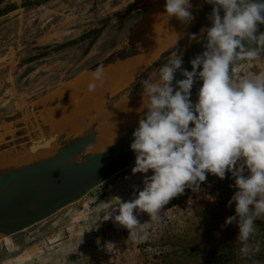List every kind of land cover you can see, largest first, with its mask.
I'll return each instance as SVG.
<instances>
[{"label": "rangeland", "instance_id": "obj_1", "mask_svg": "<svg viewBox=\"0 0 264 264\" xmlns=\"http://www.w3.org/2000/svg\"><path fill=\"white\" fill-rule=\"evenodd\" d=\"M29 1L30 4L22 5L24 0H0V9L11 5L16 7L0 15V70H3L0 75V120L15 112L24 113L27 106L57 92L60 87L71 83L75 76L120 47L130 39L153 5L152 0ZM141 5L144 7L140 11L128 13ZM94 30L99 32L91 46L88 44L93 33L79 41L80 37ZM259 32H264V26ZM167 59L160 60L130 84L112 91L110 95L108 88H103L100 92L102 113L85 111L82 117L86 126L79 127V130L76 127V130L72 129L74 132H69L59 145L55 141L53 151L84 128L97 124L107 112L112 113L119 102L143 91L141 81L155 80L159 68ZM248 71L249 74L264 72V59L256 62ZM136 84L138 86L134 88ZM75 97L71 101L74 102ZM55 108L36 115L22 114L20 120L4 125L0 131V143L19 130L14 126L23 123L25 129L29 130L32 121L39 123L48 118L47 112ZM66 127L53 132L60 133ZM91 150L88 152L95 151ZM133 166L89 192L87 195L96 192L92 204L85 206L84 197L61 210H71L82 216V219L70 221L78 223V227L86 216H90L87 231L79 227L70 236L55 241L45 239L42 246L36 244L33 248L26 247L24 238L14 244L11 236L0 237V264H264V249L251 259L225 258L223 255L225 250L237 252L238 247L237 225L225 224L227 217L235 215V203L228 204L237 191L235 187H230L234 185L230 173L226 174L225 179L209 173L199 191L186 188L182 194L171 199L161 210L160 220L151 222L150 238L146 242L136 244L129 241L127 229L111 219L100 220L97 227H92L97 209L106 202L114 201L115 197L128 201L142 190L143 177L152 172L133 174ZM92 206H95L93 210L90 208ZM136 214L141 222L149 220L147 213ZM48 219L34 226L46 224ZM255 223L264 231V221L257 220ZM28 230L18 234H26ZM106 234L119 237L122 244L115 262H111L103 247ZM258 239H264V233ZM63 243H69V246L59 253L57 250Z\"/></svg>", "mask_w": 264, "mask_h": 264}, {"label": "clouds", "instance_id": "obj_2", "mask_svg": "<svg viewBox=\"0 0 264 264\" xmlns=\"http://www.w3.org/2000/svg\"><path fill=\"white\" fill-rule=\"evenodd\" d=\"M205 2L212 5L211 27L203 30L204 50L189 61L191 71L182 67L179 51L170 50L176 49L177 36L157 78L141 81L147 112L132 133L131 172L152 174L143 177L135 198L115 197L98 208L92 227L111 219L127 229L129 241L146 242L151 222L160 220L171 199L186 188L199 191L209 173L220 179L230 173V187L237 191L228 204L235 203V215L225 224L237 225V254L251 259L264 249V239H258L264 231L255 223L264 221V72L248 71L264 59V32L258 31L264 24V0ZM192 7L190 0H166L164 10L168 18L189 24ZM177 72L184 78L176 80ZM102 76L99 65L94 79ZM197 80L202 84L193 103L191 89ZM88 87L94 91L96 85ZM139 212L147 213L149 220L141 222ZM105 249L118 251L114 242H107Z\"/></svg>", "mask_w": 264, "mask_h": 264}, {"label": "water", "instance_id": "obj_3", "mask_svg": "<svg viewBox=\"0 0 264 264\" xmlns=\"http://www.w3.org/2000/svg\"><path fill=\"white\" fill-rule=\"evenodd\" d=\"M200 4L195 13L193 24L189 26L186 33L179 37L176 49L170 50L179 51L186 47L191 38L197 35L200 30L203 31L211 27V20L208 17L211 14L212 5L206 3L205 0H202ZM143 7L144 5H141L129 10L128 13L140 11ZM150 12L138 23L130 39L120 47L100 62L75 76L71 83L60 87L57 92L44 96L36 103L27 106L24 113L15 112L0 120V131L2 127H5L4 125L20 120L22 114L36 115L46 109L67 103L76 95L79 97L89 96L92 92L89 91V87L75 89L77 88L76 81L81 74L94 73L99 65H103V70L114 69L129 59L146 53L149 50V40L144 35L136 37L135 33ZM222 15L223 11L221 10ZM263 26L264 24L258 25V31ZM205 37L206 31H203L198 42L182 55L184 69L191 71L189 61L204 50ZM170 47L162 50L158 57L132 81L137 79L141 73L155 66L160 60L168 57L167 51ZM2 74L3 70H0V75ZM183 78L179 72L176 73V80ZM201 84L202 81L197 80L191 89L190 99L193 103L197 100V92ZM108 91V95H110L115 89L108 87ZM85 111L87 109L82 108L81 114L83 115ZM144 117L145 115L139 117V120ZM55 119L51 116L40 120L39 123L32 121L29 130L25 129L23 123L14 126L19 130L4 138L0 143V151L26 148L39 142L53 144L56 141V144L59 145L69 132L74 131L67 126L65 131L54 133ZM138 121L102 151L95 150L93 145L99 134V125L104 122V119L76 133L75 137L58 147L46 158L36 159L22 166L0 169V237H10L50 218L134 165L135 153L130 149V143L134 139L132 133L138 127ZM91 149L95 151L88 152Z\"/></svg>", "mask_w": 264, "mask_h": 264}, {"label": "bare ground", "instance_id": "obj_4", "mask_svg": "<svg viewBox=\"0 0 264 264\" xmlns=\"http://www.w3.org/2000/svg\"><path fill=\"white\" fill-rule=\"evenodd\" d=\"M160 1H161V4H160L161 7L159 10L161 11L162 15L159 14L160 12L157 13L154 16V18L156 17L155 20L150 21V22H152V24H154L156 27H160V26L163 27L162 31L159 34H156L153 36L149 35V34L146 35L144 32L141 31V30H143V29H140L142 26L141 25L135 33L136 37H141L142 35L147 37V39L149 40V50L146 53H144L143 55H149V56L154 55L153 59H151L148 62V64L146 65L145 64L146 63L145 62L146 57H143L141 59L136 60L130 67H128L127 70H125V72L112 71L111 73L103 74L101 80L82 79L81 81H79V83L86 84L87 82H90V83L91 82H97V83H101V85L104 86V85H109L111 83L118 82V84L123 85L126 82L133 80L145 68V66H148L151 62H153L158 57L159 53L162 50L172 46V44L177 39V36L180 37L184 33H186V31L188 30L189 27L187 28V30L185 29V32L181 33V29H182L184 24L181 23L176 18L175 19L173 17L168 18L167 14L165 13V10H164V5H165L166 0H160ZM156 12H157V10H156ZM193 22H194V20L189 23V26H191L193 24ZM144 24H143V26H144ZM202 32L203 31L200 30L197 33V35H195V39L191 38L188 45L186 47L180 49L179 53L181 55H184L185 52H187L190 48H192L198 42ZM134 58L129 59L128 61H126L125 63L119 65L118 67H116L114 69L103 70V72H108V70H116V69L120 70L121 67H124L128 63L132 62L134 60ZM92 74H94V73H87V74H83L80 76H86V75H92ZM146 103H147V97L143 96V91L138 92L135 95V97H131L128 100H123L122 102H119V104L116 106L115 110L112 111V113L110 112L111 114L108 112V114H110V115L107 114L108 116L107 115L104 116V118H103L104 122H102L99 125L100 126L99 134H98L96 142L93 145V148L95 150H98V151L101 150L102 151V150L106 149L108 146H110L119 136H121L132 125H134L139 120V117L146 114L147 109H146V107H144ZM68 111H69V109L64 110L62 115L64 116L66 113H68ZM57 112H58V109H57ZM101 113H102V110H101V106H100L99 112L97 114H101ZM67 115L68 114H66V116ZM69 127L71 128V130L72 129L76 130L75 127L79 130V127H81V126H69ZM39 143H41V142H39ZM49 143L50 142H47L48 145H40L39 147L36 146L37 148L36 147H28L31 150L29 152L25 151L27 149H25L22 152L20 150L21 148L17 149L19 151H16V150L0 151V169H7V168H11V167H16V166H22V165H26L28 163L35 161L36 159L32 160L31 162H27V163H19L20 160L25 159V157H27V156L37 157V155H39L40 153L45 152L46 149L48 151L49 147L52 148V144L51 143L49 144ZM34 144H38V143H34ZM90 151H92V150H90ZM52 153H53V149L49 155H47L45 157L43 156L40 158H42V159L46 158V157L50 156Z\"/></svg>", "mask_w": 264, "mask_h": 264}, {"label": "crops", "instance_id": "obj_5", "mask_svg": "<svg viewBox=\"0 0 264 264\" xmlns=\"http://www.w3.org/2000/svg\"><path fill=\"white\" fill-rule=\"evenodd\" d=\"M190 2L192 4V6H193L190 9V11L192 12V14H193V16L195 18V13H196V11L198 9L199 4L202 2V0H190ZM152 3H153V5H152V7L150 9L151 12L144 19V22H142L139 25V27L142 25L140 29H143V30H141V31L144 32L146 35L149 34V35L153 36V35L159 34L162 31L163 27H161V26L160 27H156L154 24H152V22H150V21L155 20L156 17L154 18V16L157 13L160 12L159 14L162 15L161 11L159 10L160 7H161V5H160L161 1L160 0H152ZM156 10H157V12H156ZM173 18L175 19V17H173ZM143 24H144V26H143ZM188 27H189V24H184L182 29H181V33L185 32V29L187 30ZM143 57H146L145 58V60H146L145 64L147 65L148 62L151 59H153L154 55H150V56L149 55H143V54L139 55V56L135 57L134 60L132 62L128 63L126 66L121 67L120 70H118V69H116V70H108V72H103V74L111 73L112 71L125 72V70H127L128 67H130L136 60L141 59ZM82 79H88V80L89 79H94V74L78 77V80L76 81L77 82V84H76L77 88H75V89H79V88L81 89V88L89 86L90 82H87L86 84L79 83V81H81ZM91 83H94L96 85V88H95L94 91H92L90 93L89 96L87 95L85 97H77V98L75 97L76 99H74V102L73 101H69L67 103L59 105L54 110H51V111L47 112V115L49 117L53 116V117L56 118L55 119L56 124L58 123L57 125L55 124V126H54L56 129L57 128L59 129L62 126H86L85 125L86 122H84L85 120L83 119L82 114H81V109L82 108H84V109L86 108L87 111L91 112L92 114H97L99 112V108L101 106V96H100L101 90L104 87H107V88L109 87V88H113L115 90H118L122 86L126 85L128 82H126L123 85L118 84V82H115V83H111L109 85H104V86L101 85V83H97V82H91ZM135 95H133L131 97H135ZM131 97H129V98H131ZM66 108L69 109L68 113L65 112L68 115L66 116V114H65L63 116L62 115L63 111L67 110ZM57 109H58V112H57ZM40 145H48V144L41 142V143H38V144H34V145L30 146V147H36V146L39 147ZM25 149H27V150H25ZM20 150L22 152L24 150L28 151V152L31 151L30 148H28V147H26V148L23 147ZM16 151H19V150H16ZM51 152H52V148L49 147L48 151L46 149L45 152L40 153L39 155H37V157L27 156V157H25V159L20 160L19 163L31 162L34 159H37V158L39 159L40 157H43V156L45 157V156L49 155ZM95 193L96 192H92L91 194L85 196V198H84L85 206H87L88 204H92L93 203L94 197H95ZM90 208H92V210H93L95 208V206L94 207L92 206ZM79 212H84V210L83 211H79ZM77 215H79V214L75 213V212H73L71 210H69L68 212L60 211L57 214H55L52 218H49L47 220L46 224H42L41 226H36V227L32 226L31 228H29V230L26 232V234H18L17 233L15 235L11 236L10 240L12 241V243L17 244V242L19 240L24 238V242L26 243V247L33 248V246H35L36 244H40L42 246V244L44 243L45 239H47L49 241H55V240H58V238L70 236L72 233H76V231L78 230L79 227H80L81 230L83 228H86V231H87L88 230L87 222L90 221L89 219H91V217L90 216H86L85 221L83 220L82 223H80V225L78 227V225H77L78 223H70L71 220L72 221H76V219H82V216H80V215L77 216ZM39 241H40V243H38ZM59 244H61V242H59ZM68 246H69V243H65V244L63 243L58 248L57 251L59 253L61 251H65L68 248Z\"/></svg>", "mask_w": 264, "mask_h": 264}, {"label": "trees", "instance_id": "obj_6", "mask_svg": "<svg viewBox=\"0 0 264 264\" xmlns=\"http://www.w3.org/2000/svg\"><path fill=\"white\" fill-rule=\"evenodd\" d=\"M26 4H30V1L29 0H24V2L22 3V5H26ZM15 8L16 7L14 5H11V6L7 7V8L0 9V15H3L5 13H7V12H10V11L14 10ZM98 32H99V30H94V31H92L89 34L80 37L79 41H82L84 38L90 36V34L93 33L94 36L91 38V40L89 41V44H88L89 46H91V44L93 43V41H95V38H96ZM137 86H138L137 84L134 85V88L137 87ZM223 255H225V258H237V257H239L238 254H237V252H234L232 250H225V252L223 251Z\"/></svg>", "mask_w": 264, "mask_h": 264}, {"label": "built area", "instance_id": "obj_7", "mask_svg": "<svg viewBox=\"0 0 264 264\" xmlns=\"http://www.w3.org/2000/svg\"><path fill=\"white\" fill-rule=\"evenodd\" d=\"M107 242H114L116 248L118 249V251H116L115 253L106 251L105 249V245ZM103 247L105 249V253L106 255L109 257V259L111 260V262H115L121 252V248H122V244L121 241L119 239V237L113 235V234H106L103 238Z\"/></svg>", "mask_w": 264, "mask_h": 264}]
</instances>
